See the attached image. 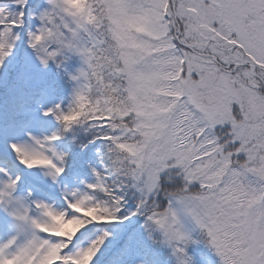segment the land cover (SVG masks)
Masks as SVG:
<instances>
[{
  "label": "snow or ice",
  "instance_id": "snow-or-ice-1",
  "mask_svg": "<svg viewBox=\"0 0 264 264\" xmlns=\"http://www.w3.org/2000/svg\"><path fill=\"white\" fill-rule=\"evenodd\" d=\"M0 264H264V0H0Z\"/></svg>",
  "mask_w": 264,
  "mask_h": 264
}]
</instances>
